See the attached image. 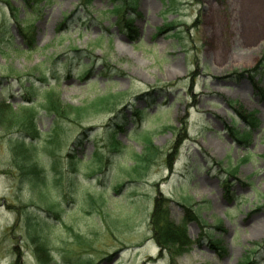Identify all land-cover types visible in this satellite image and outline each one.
<instances>
[{"label":"rangeland","instance_id":"obj_1","mask_svg":"<svg viewBox=\"0 0 264 264\" xmlns=\"http://www.w3.org/2000/svg\"><path fill=\"white\" fill-rule=\"evenodd\" d=\"M133 1L127 29L110 13L113 0H54L40 15L25 0H0V102L38 112L45 174L43 185L22 175L20 129L0 127V264H44L30 218L46 224L37 230L53 259L45 264H264V68L253 71L264 63V0ZM32 84L34 105L25 103ZM52 87L85 112L59 132L43 107ZM137 110L145 119L136 128ZM242 116L259 126L249 131ZM116 118L125 151L110 155ZM143 134L159 157L130 179ZM97 153L102 171L91 163ZM156 200L178 224L182 205L200 214L188 224L190 253L173 259L154 240Z\"/></svg>","mask_w":264,"mask_h":264},{"label":"trees","instance_id":"obj_2","mask_svg":"<svg viewBox=\"0 0 264 264\" xmlns=\"http://www.w3.org/2000/svg\"><path fill=\"white\" fill-rule=\"evenodd\" d=\"M54 0H25V3L32 7L34 4L37 13L39 15L42 13V7L46 4H52ZM115 1V4L113 8L110 10V13L116 16L118 22L117 24H125L127 29H131L132 22L134 21L133 17L135 15H138L136 12L137 4L133 0H113ZM117 5V6H116ZM92 6V0H85V7L91 8ZM132 31V30H131ZM25 35L24 33H22ZM30 35V34H29ZM26 38H28L27 35H25ZM30 49H32L35 46L34 36L30 35ZM29 39V38H28ZM264 68V63H260L258 67H256L253 71H258L260 68ZM85 69V68H84ZM95 72L90 70H85L84 75H90ZM61 77L56 76V82L60 83ZM45 82L47 80L45 79ZM36 90V86L34 84L31 85L28 89V98L26 99L25 103H33V93ZM45 94V102H44V110H46L53 118H54V131H61L63 129L62 123H78L82 120L83 115L85 114L84 110L82 108H76L72 107L70 105H66L62 102L61 97L57 90L55 88H47L44 89ZM116 96L111 97H105L104 99L107 102H102L104 99L100 100V103L107 104L110 101L116 99ZM20 107L19 111L14 109L11 104H7L6 102H0V127L10 130L13 128H19L20 129V138L13 142V152L16 156H18V160L15 163V165L19 168V170L22 172V175L24 177H28L30 181L34 183H40L44 184V167L37 163L36 157V151L38 146V141L41 138V132L37 127V117L38 112L34 110L32 106L26 107L24 104ZM126 117V116H125ZM247 125L249 126V131H254L258 126L259 122L255 118H250L242 116ZM135 126L138 127L139 122L143 121L145 119L144 111L143 110H137L135 112ZM116 121L111 124L109 130L113 135L112 142L110 144L109 148V154L110 155H117L121 152H124L125 149L122 148L121 143H119L116 139L117 132L124 133L125 125L122 124V122L119 120V118L115 119ZM237 120H234V124H237ZM232 125L230 128V132L232 135L237 136V130L235 129V125ZM56 129V130H55ZM245 131L246 133L243 134L244 139L247 140L248 137L251 135V132ZM87 131H85L82 135L85 136ZM58 134V133H57ZM50 137H54L51 141L54 143L56 141V136L51 135ZM135 140H139L141 138V135H134L131 137ZM142 141L145 145L144 147V154L143 155H135L134 161L135 165L131 169L132 174H128L130 179H133L134 177H141L146 173L151 166V164L159 157V150L154 146L153 141L149 135L143 134L142 135ZM241 144L244 143V140L239 141ZM82 140L81 137H79L75 143V145H81ZM54 151V150H51ZM56 152V151H54ZM52 155V158H54V154ZM54 156V157H53ZM19 158L21 160L19 161ZM76 154L69 153L67 154V159L70 162L71 168L75 170L76 165ZM16 161V160H15ZM103 156L99 155L98 153L95 156L94 161L91 163L93 165L99 166V171H102L103 166ZM105 162V161H104ZM106 164V162H105ZM52 165L57 166V162H53ZM234 175V174H232ZM126 185V184H125ZM124 185V186H125ZM123 186V184H122ZM184 209V218L182 223L178 224L176 221H174L171 217V211L168 210V205L166 204V201L156 200L154 204V210L152 212L151 218H150V225L153 231V238L159 245V247L162 250L167 251L173 259L180 258L188 253H190L194 247V242L189 238L188 235V224L191 221H200V214L197 213L193 208L190 209V207L182 205ZM50 210H54L52 206L49 208ZM31 220V232L30 236H32V240L35 242L37 246V250L41 253L42 262L49 263L52 262V257L50 256V253L47 249L46 243L39 242L37 230L44 227L46 224L43 222V220L37 219V221L32 218ZM220 225V224H219ZM207 227V226H206ZM211 231V230H209ZM208 238L212 237V234H204ZM38 237V238H37ZM215 251L219 254L223 253L222 247H219L218 244H211ZM245 264H253L250 262L249 258L245 259L243 261Z\"/></svg>","mask_w":264,"mask_h":264}]
</instances>
